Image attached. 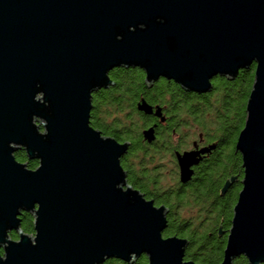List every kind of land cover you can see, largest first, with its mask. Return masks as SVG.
I'll list each match as a JSON object with an SVG mask.
<instances>
[{"label": "water", "instance_id": "obj_1", "mask_svg": "<svg viewBox=\"0 0 264 264\" xmlns=\"http://www.w3.org/2000/svg\"><path fill=\"white\" fill-rule=\"evenodd\" d=\"M122 66L198 93L255 66L221 264H264V0H0V264H197L185 261L188 240L164 238L167 209L128 184L129 144L91 125L93 95Z\"/></svg>", "mask_w": 264, "mask_h": 264}, {"label": "flooded vegetation", "instance_id": "obj_2", "mask_svg": "<svg viewBox=\"0 0 264 264\" xmlns=\"http://www.w3.org/2000/svg\"><path fill=\"white\" fill-rule=\"evenodd\" d=\"M123 70L134 72L135 78L141 80L140 86L146 89L143 93L136 89H125V94L135 93L138 97L137 110L126 113L124 110L116 114L119 118L117 121L122 122L115 129L119 135L117 141L129 144L127 154L121 159L128 184L157 208L167 209L168 227L165 232L174 228L195 235L206 233L213 243L221 242L225 250L245 174L243 161L218 159L226 146H233L229 142L234 118L229 117L231 111L227 107L230 102L238 101L239 94L230 85L247 70H241L235 79L216 76L211 81V91L198 93L163 77L150 83L141 68L122 66L110 72L114 84L108 89L116 86L119 82L118 71ZM143 106L146 108H141ZM131 115L132 118H129ZM223 118L224 127L220 124ZM134 133L137 137L129 138ZM239 136L234 146L235 153L241 157L236 148ZM132 149L135 153H131ZM187 154L189 161L194 163L190 169L193 175L187 183H183L179 158ZM229 181L231 185L223 193ZM218 190L220 192L216 195ZM165 232L164 238L188 240L187 255L191 241L177 235L166 237ZM186 255L185 261H194L187 260Z\"/></svg>", "mask_w": 264, "mask_h": 264}, {"label": "trees", "instance_id": "obj_3", "mask_svg": "<svg viewBox=\"0 0 264 264\" xmlns=\"http://www.w3.org/2000/svg\"><path fill=\"white\" fill-rule=\"evenodd\" d=\"M119 74V82L115 87H111L106 91H101L97 95H95L93 102V111L91 113V125L95 130L102 132V134L106 137H114L116 140L118 139L116 128L122 125V122H118L117 112L126 113V111L134 112L137 110L136 103L138 102V97H136L135 93L133 94H125V89H136L140 93L145 92V87L140 86V78H135V73H127L126 70L118 71ZM255 74V66L252 69L242 72L237 80L231 84L230 86L238 91L239 97L238 101L230 102L227 110H230L229 114L230 118H234V127L231 128V138L230 142L232 147L226 146L224 148V153H222L220 159L218 161H242L240 155L235 153V142L238 135L244 128L245 124V104L249 99L251 88L254 81ZM138 93V92H137ZM126 96V98L122 97ZM127 104V106H126ZM125 115V114H123ZM117 116V117H116ZM129 116V118H132ZM225 119L223 118L220 122L221 126L224 127ZM137 134L130 135L129 138H136ZM137 142V139L134 140ZM226 152V153H225ZM131 153H135L132 149ZM16 158L19 162L28 163V167L32 170L36 169L39 165L38 161H29L26 157L24 151H19L16 153ZM228 159V160H227ZM225 188V187H224ZM220 190L216 192L218 195ZM213 195L215 193H212ZM22 229L27 234H34V226L33 221L34 218L31 214L25 213L22 216ZM171 235H177L179 237L188 238L191 241V247L187 252L186 259L194 260L197 263L201 264H221L224 258V245L220 242L213 243L208 235L198 234L186 232L183 229H174L169 228L165 232V236L169 237ZM11 237L14 240L18 239L16 233H12ZM148 259L146 257H142L136 264H148ZM104 264H125L119 260L111 259L106 261ZM235 264H249L248 260L245 257L238 259Z\"/></svg>", "mask_w": 264, "mask_h": 264}]
</instances>
